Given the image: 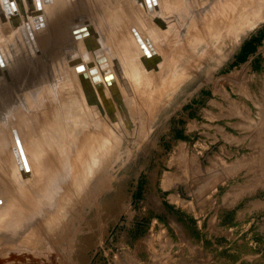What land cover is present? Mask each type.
I'll return each instance as SVG.
<instances>
[{
  "label": "rangeland",
  "instance_id": "obj_1",
  "mask_svg": "<svg viewBox=\"0 0 264 264\" xmlns=\"http://www.w3.org/2000/svg\"><path fill=\"white\" fill-rule=\"evenodd\" d=\"M230 2L225 6L234 19L229 14L220 24L229 25L225 29V50L220 26L200 31L195 18L193 24L187 21L182 27L179 19L183 11L178 9L180 17L174 18V12H169V16H163L164 28L157 27L158 43L173 45L160 54L157 69L138 72L136 57L126 55L125 47L112 36L104 44L109 45L108 50L116 49L104 59L109 69L106 76L102 74L105 69H99L102 64L84 52V94L90 91L86 86L94 85L99 104H86L83 94L84 99L77 97L82 103L70 99L71 108H67L68 103L64 105L63 119L67 128L74 130L69 133L71 143L63 149L66 157L59 158V151L49 144L41 171L36 167L33 174H28L29 180L19 172L10 176L23 218L12 223V217L4 216L1 221L0 233H16L2 237L5 247L14 244L5 251L2 264H88L90 256L108 252L107 244L134 228L129 225V217L136 211L132 220L140 221V190L156 188L157 178L161 181L164 176L174 178L171 192L166 194L182 193L190 204L177 209L166 205L164 210L167 224L174 222L185 238L190 237V258L179 255L174 264H264V180H258V192L239 203L231 197H235L237 185L246 188L253 181L238 172L243 164L237 165L236 158L242 157V149L235 144L224 146L216 131V127L228 126L232 141L245 134L238 135V125L245 123L242 117L257 127L262 122L264 0ZM182 3L178 4L180 8ZM199 11L196 9L195 15ZM174 20L178 28L172 26ZM230 22L237 30H232ZM191 27L199 30L198 37ZM191 30L194 41L186 34ZM166 36L177 40L167 44ZM103 85L112 102L107 99L102 103ZM60 86L55 87L56 96H77L73 86L69 85L65 93V87ZM63 97L60 102L65 101ZM80 105L97 108L96 135L103 137L104 126L111 122L110 133L116 139L113 161L104 163L94 158L96 143H79L76 109ZM105 168L109 178L100 176ZM227 170L230 178L222 182L220 176ZM135 189L137 197L133 200ZM227 190L228 203L223 202ZM131 201L138 206L134 208ZM112 251L108 253L111 258L103 259L104 264H111L110 259L115 258Z\"/></svg>",
  "mask_w": 264,
  "mask_h": 264
},
{
  "label": "bare ground",
  "instance_id": "obj_2",
  "mask_svg": "<svg viewBox=\"0 0 264 264\" xmlns=\"http://www.w3.org/2000/svg\"><path fill=\"white\" fill-rule=\"evenodd\" d=\"M154 1L155 4L151 3L150 0H38L41 10L39 20L44 25V28L40 29L35 28L39 22L35 24L33 17L30 16V12H36L37 10V0H21V3L18 5L14 0H11L12 5H8V8L7 5L5 6L4 0H0V3L3 5L1 6L0 4V60L4 63L10 81L7 83L3 76L0 77V225L2 219L4 220L8 216L13 218L12 223L23 218L19 215V202H17L19 198L16 189L10 182V176H15L19 172L23 178L29 180V176L24 173L23 162H21L15 149L9 126L14 125L16 128L28 172L33 174V170L36 167L39 172L42 170V162H45L46 153L49 151L45 149L47 145L52 144L51 147H55L54 150L59 151L57 155H59V158H62L64 156L66 157L63 149L72 141L70 139V130L72 131L74 128L72 127L69 130L66 126V122L63 119L64 108H66L64 105L68 103L70 106L67 108H71L72 102L70 104V99H74L78 103L77 97L81 94H83L86 104L89 105L98 96L94 85L89 86V88L86 86L90 91L84 94L83 78L86 79L87 75L83 73L82 63L70 67L66 59L67 56L64 55L65 50L76 47L77 57L83 62L85 60L83 57L85 55L84 52H88L93 56L95 50H90L88 39L76 41L70 30V37H68L62 31L61 24L64 19L72 16L68 26L70 29L74 25L73 21L75 19L85 16L88 23V30L92 32L91 37L98 43V49L102 51L103 59H106V56L111 52V50H108L109 48H106L109 45H104L106 44L105 40H108L112 36L119 45L123 48L125 47L126 55L129 54L130 56L136 57L134 61L136 70L142 74L143 69L145 71L157 69L155 65L160 62V54L167 53L173 47V45L171 47L165 45V47L158 43V40H160V31L157 27L164 28L163 16H169V12H174V18H176L175 15L177 17L182 15L179 19L180 23L184 24L182 27H185L187 21L193 24L196 18L198 20L196 26L197 28L201 27L200 31L207 28L212 29V27H219L223 23L224 17L230 14L226 10L225 5L231 3L230 1L232 0ZM185 1L186 3H182ZM179 3L183 4L182 8L179 7ZM238 3L240 4V0ZM178 9L181 12L183 11L180 15L177 14L180 12ZM196 9H200L197 15H195ZM234 13L236 12L234 11ZM10 15L12 18L14 16L18 18V27L13 28L14 21L17 20L9 18ZM231 15L230 17L233 18ZM175 20L172 26L175 25ZM176 22L178 23V20ZM25 24L29 28L28 33L31 34L39 55L33 53L30 56L27 52L19 29L20 27L23 28ZM228 26L225 23L223 27L222 25L220 26L224 30V42L221 44L222 50H225L226 44L224 43L228 37L225 29ZM231 28L234 31L237 27L235 28L232 25ZM187 29L186 31H188ZM193 32L192 30L189 32L190 34L186 32L188 34L187 37L190 38ZM176 33L178 34V32ZM198 34L197 32L194 36L198 37ZM172 38V36H166V43L171 42L174 44L177 37H174V40ZM193 41L192 43L194 44ZM94 60H97V58ZM99 69L102 68L99 67ZM104 69L105 72L102 71V74L106 76L109 74V69L107 67ZM59 83L61 84L60 88L65 87V89L63 88L65 90L64 93L66 90H69V85L73 86L78 91H75L77 96H70V93L65 98L63 96H56L54 94L55 87ZM87 84L89 85L90 83L88 82ZM106 90H108L107 86L103 85V96H101L103 104L104 101L110 98V95L108 97V93L106 94ZM62 97L65 101L60 102ZM89 108L91 109H85L80 105L76 109L78 112L77 120L79 126V129L76 127V130H78L80 135L79 143L88 142V146L96 143L95 150H93V153L95 151L94 158L102 159L104 163L113 161L114 153L112 148L114 140L116 141V139L110 133L112 129L110 126L111 122L108 123V127L107 125L104 126L105 134L103 137L96 135L97 128L94 124L96 121L95 114L98 115V110L95 107ZM6 129L8 134L6 133ZM76 155L82 156V153L76 151ZM107 172L108 168L103 169L100 176L102 178H109ZM33 188L36 189V186H32ZM32 193L36 194V190H32ZM14 234L16 233L5 234L3 231L0 233V264H2V256H5V251L12 249L14 245L8 244V246L6 244L5 247L2 242V237L9 238L13 237Z\"/></svg>",
  "mask_w": 264,
  "mask_h": 264
},
{
  "label": "crops",
  "instance_id": "obj_3",
  "mask_svg": "<svg viewBox=\"0 0 264 264\" xmlns=\"http://www.w3.org/2000/svg\"><path fill=\"white\" fill-rule=\"evenodd\" d=\"M114 50L116 49L113 48L112 51ZM248 97L251 96L248 95L246 98ZM253 97L255 98V95ZM259 107L262 119L259 127H257V124L253 126L251 120H247L246 117H242L243 123L245 122L244 126L238 125V131H240L238 135L242 133L246 135L244 134L236 139L233 138L234 140L231 139L232 141H230V136L227 132L229 127H216V131L220 134V140L224 143V146L235 144L242 149L244 154L242 157L238 156L236 158L237 165L239 163L243 164L242 168L239 166L238 172L243 173V177L246 175L251 176L249 179L253 181L252 185H248L246 188L241 185L236 186L235 197H231L235 198L237 203L247 197V195L258 192L260 190V186L257 184L258 180H264V105H259ZM229 175L228 170L224 171V173L222 172L221 181L229 180ZM172 179L164 176L160 181V177H158L156 188L140 190V221L134 222L132 219L136 215V211L131 212L129 225L134 228L129 229L127 232L125 230L124 235H120L114 243L110 242V244L104 245L108 247L109 251L102 250L103 255L90 256L91 260L88 264H104L103 259L106 261L111 258V256H108L111 249L114 250L112 252L115 257L112 260L110 259L111 264H174L178 261L179 255L190 258V237L185 238L182 230L178 229L174 222L169 221L170 223L167 224L165 219L164 210L166 205L170 209L190 206L182 193L166 194L171 192L169 186L174 181V178ZM137 191L138 189H135L131 193L133 200L137 197ZM229 197V190H227L224 193L223 202L228 203ZM131 204H133V207L138 206L137 204L134 205L132 201ZM177 242L187 247V250H181Z\"/></svg>",
  "mask_w": 264,
  "mask_h": 264
},
{
  "label": "water",
  "instance_id": "obj_4",
  "mask_svg": "<svg viewBox=\"0 0 264 264\" xmlns=\"http://www.w3.org/2000/svg\"><path fill=\"white\" fill-rule=\"evenodd\" d=\"M14 1H15V3L17 5L21 3L20 2L21 0H14ZM150 2L155 4L154 0H150ZM0 4H1V6H3L2 3H0ZM4 4H5V6L7 5V8H8V5H12V2H11V0H4ZM36 6H37L36 12H33V11L30 12V16L33 17V22L35 24L39 22V24L36 25L35 28L43 29L44 25L41 22V20H39V18L41 17V15H40L41 10H40V5H39L38 0L36 2ZM9 18H12V16L10 15ZM16 18H17L16 16H14V18H12V19L17 20V21H14L13 28L14 27H18V25H19V23H18L19 20H18V18L17 19ZM70 20H71V18H66V19H64L62 21V24H61L62 31L64 32V30H66L68 32L69 36H70V31H71L72 34L74 35V39L76 41L81 40V39H88V43L90 44V50L91 51L95 50L93 52L94 59L97 58V63L98 64H102V65H100V67L102 69L106 68L107 66H104L106 64H105V60L103 59L102 51L100 49H98V43L91 37L92 36V32L90 30H88L89 29L88 26H87L88 23L86 21L85 16H81V17L75 19L73 21L74 25H72L70 27V29H69L68 26H69V24L71 22ZM158 23H160V22L158 21ZM19 29H20V33L22 35V39H23V41L25 43V47L27 49L28 54L30 56H32L33 53L39 55L37 47H36L32 37H31V34L28 33L29 28H28L27 24H25L23 28L20 27ZM76 50H77V48L73 47L71 49H68V50L64 51V55L67 56L66 59L68 61V66H70V67L71 66H75V65H80L82 63L81 59L77 57L78 54L76 53ZM1 76H3L5 78L7 83L10 82L9 79H8V75L6 73V70H5L4 63H3V61L0 60V77ZM92 104L93 105H98L97 98L94 99V102H92ZM9 131H10V134H11V138H12V140L14 142L15 149L17 150L18 156H19L21 162H23L24 173L28 175L29 172H28V169H27V166H26V163H25L24 155H23V152H22V149H21V145H20V142H19V139H18V136H17V132H16L15 126L14 125H10L9 126ZM0 204H1V201H0Z\"/></svg>",
  "mask_w": 264,
  "mask_h": 264
}]
</instances>
